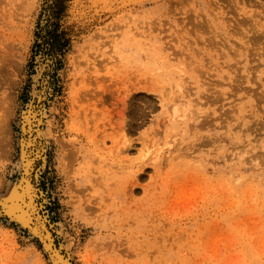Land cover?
Segmentation results:
<instances>
[{
    "label": "rangeland",
    "instance_id": "rangeland-1",
    "mask_svg": "<svg viewBox=\"0 0 264 264\" xmlns=\"http://www.w3.org/2000/svg\"><path fill=\"white\" fill-rule=\"evenodd\" d=\"M29 1L0 0V194L47 62L41 187L75 264H264V0ZM108 86L123 151L96 142L90 104ZM179 86L194 116L174 122ZM24 235L0 220V264H51Z\"/></svg>",
    "mask_w": 264,
    "mask_h": 264
},
{
    "label": "bare ground",
    "instance_id": "bare-ground-1",
    "mask_svg": "<svg viewBox=\"0 0 264 264\" xmlns=\"http://www.w3.org/2000/svg\"><path fill=\"white\" fill-rule=\"evenodd\" d=\"M25 2L31 5V7L34 6V3H31L29 0H25ZM2 24L6 26L9 23L4 21ZM7 40H10L9 37ZM39 53L37 50L36 55L38 56V60L41 57ZM5 60L6 56L4 55L1 57L2 63L0 66L5 65ZM33 67L36 70L35 83L30 87L31 96L28 102L23 105L18 123L17 141L19 159L15 163L17 179L13 181L15 183L10 190L8 189L7 192L0 194V218L2 216H10L11 219L2 220L20 230L25 228L24 225L28 224L30 232L26 233L27 235H24V238L38 241L35 236L39 237L50 252L51 259L42 246L51 264H75L73 241L64 236L66 227L63 222L59 221L56 223L51 220L47 212L49 194L41 187L43 175L49 165V150L51 145L49 131L54 122L53 113L57 98L51 99L53 98L51 96L52 88L48 78L45 76L48 63L42 61L38 65L33 64ZM0 69L2 68L0 67ZM178 90L181 101H175L171 104L172 110L169 116L170 120L174 122L187 116H192V114L194 116L191 100L188 98L189 94L186 93L185 88L182 86H179ZM115 95L116 93L112 87L108 86L96 94V101L90 105L94 107H92V116L98 127V134L96 135L98 140L96 142L101 147L108 148L106 146L107 139L111 138L116 150L123 151V148L117 146L118 136L114 134L116 133V127L121 128L120 123L115 126L117 115L114 113L115 109L111 108L115 104L111 101V99L115 101ZM49 102L50 107L47 108V103ZM107 102H111L110 107H108ZM181 105L185 106L183 111L180 110ZM96 109H99L100 112H97ZM94 112H96L95 115H98L99 118L94 116ZM195 117L196 119L199 118L197 115ZM88 124L90 125L89 119ZM161 156L162 150L160 148H148L146 153L143 154V158H157ZM14 220L17 224L13 223ZM21 222L24 225H21ZM29 222L32 223L31 226ZM92 249H94L93 246ZM98 249L97 254H102L103 248L98 247ZM92 256L98 258L96 255Z\"/></svg>",
    "mask_w": 264,
    "mask_h": 264
},
{
    "label": "water",
    "instance_id": "water-1",
    "mask_svg": "<svg viewBox=\"0 0 264 264\" xmlns=\"http://www.w3.org/2000/svg\"><path fill=\"white\" fill-rule=\"evenodd\" d=\"M19 180H20V179H19ZM19 180H18V181H19ZM14 183H15V182H12V186L8 188L9 190L14 186ZM11 199H13V198H11ZM11 199H10V200H11ZM2 219H11V217L8 216V215H7V216H2V217L0 218V220H2ZM13 223H16V224H17V222H16L15 220L13 221ZM29 224H30V226L32 225V223H30V222H29ZM18 225H20V224H18ZM21 225H24V223L21 222ZM24 227H25V228H22V231L24 230L25 233H29V232H30V229H29L28 224L24 225ZM35 237H36V238L38 239V241L42 244L43 248L46 250L47 254L49 255V257H50V259H51L50 252L46 249V247H45L44 243L42 242V240H41L39 237H37V236H35ZM52 262H53V261H52Z\"/></svg>",
    "mask_w": 264,
    "mask_h": 264
}]
</instances>
